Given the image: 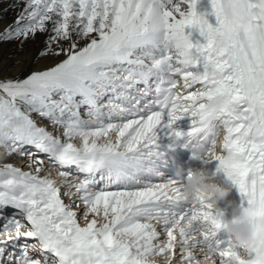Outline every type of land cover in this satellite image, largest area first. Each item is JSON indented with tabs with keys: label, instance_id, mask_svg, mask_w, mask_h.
Returning <instances> with one entry per match:
<instances>
[{
	"label": "snow or ice",
	"instance_id": "6c2138e0",
	"mask_svg": "<svg viewBox=\"0 0 264 264\" xmlns=\"http://www.w3.org/2000/svg\"><path fill=\"white\" fill-rule=\"evenodd\" d=\"M210 2L215 26L199 0L0 10V264H264V0ZM184 116L188 131L175 127ZM158 129L168 149L216 162L252 220L251 243L225 232V209L183 198L191 169L164 176Z\"/></svg>",
	"mask_w": 264,
	"mask_h": 264
},
{
	"label": "clouds",
	"instance_id": "9594fccd",
	"mask_svg": "<svg viewBox=\"0 0 264 264\" xmlns=\"http://www.w3.org/2000/svg\"><path fill=\"white\" fill-rule=\"evenodd\" d=\"M225 44L226 41L222 38L217 41V47L224 46ZM222 142L221 134V137L216 141L217 149L221 146ZM101 143H103V141H101ZM192 151L194 155L199 156L205 152V148L203 145L193 144ZM207 159L211 160L212 156L209 155ZM48 174L52 176L53 179H60L59 174L56 173L54 169H49ZM177 174L183 176V170H178ZM229 194L230 189L222 188L214 180L210 179L204 171H192L183 185L184 199L195 203L197 197L202 195L213 207H218L224 202L226 208L231 209V218L226 222L225 232L237 245L242 247L255 239L256 230L250 216L239 208L237 201L228 199ZM235 259V256L231 257L232 261H235ZM215 261L216 258L212 257L208 260H203L201 264H215ZM149 264H167V260L165 258H151Z\"/></svg>",
	"mask_w": 264,
	"mask_h": 264
},
{
	"label": "bare ground",
	"instance_id": "6f19581e",
	"mask_svg": "<svg viewBox=\"0 0 264 264\" xmlns=\"http://www.w3.org/2000/svg\"><path fill=\"white\" fill-rule=\"evenodd\" d=\"M13 2H14V0H4V2L2 4H0V10H2L3 7H5L8 4L13 3ZM197 11H198V13L205 14V16L209 20V22L212 23L215 26L216 20H215V16L211 14L212 8H211L210 0H199V3L197 5ZM14 16H15V12L9 11L8 17H7V19L4 20V23L10 22V20L12 18H14ZM185 31H186V33H191L190 39L192 40L193 43H196L197 40H199L201 43L204 42L203 41V37H201L199 35V32L197 30L191 29V28H187ZM5 54H7V52ZM40 122L43 125L47 126V121H40ZM175 127H177L180 130H183V131H188L189 128L191 127V118L188 117V116H184L182 119H180V120H178L176 122ZM49 130H52L50 126H49ZM166 132H167V130H161V129L157 130V134H158V137H159L158 144L160 145V150L164 151L167 154L166 155V160L168 158H171V157L179 158L180 156L188 157L189 160L193 159L192 158V153L188 149L180 148V147H177L175 150L168 149V145L170 143H172V139L166 134ZM61 138H63V137H61ZM75 142L77 144H79L78 140L75 141ZM180 161L181 160L178 159L177 163L180 164L181 163ZM15 163L17 165H20L21 164V160L17 159L15 161ZM198 163L202 164L200 161H198ZM203 165L204 164L195 165L193 168H192V166H190L189 169H191L193 171H198V172L199 171H204V172H206L207 176H208V173H210V172L213 173V174L216 173L215 172L216 162H212V163L204 165V166ZM209 169H210V172L208 171ZM25 170H27V169L25 168ZM161 170L164 171L163 168ZM72 171H75V169H73ZM216 175H217V177L212 178V180H214L222 188L230 189V194H229L228 199L236 200L237 203H239L240 197H239V193H238L237 189L232 185V183L226 178V176L223 173H216ZM171 178H173V177H171ZM65 200H66V202H68V198L67 197H65ZM218 207L221 208V209H225L226 210V218L227 219L231 218V209L230 208H226V205H225L224 202H222ZM13 213H14L13 209H5L3 211V215L5 217H8V218H11ZM3 223H4V221L0 220V228L3 227Z\"/></svg>",
	"mask_w": 264,
	"mask_h": 264
}]
</instances>
